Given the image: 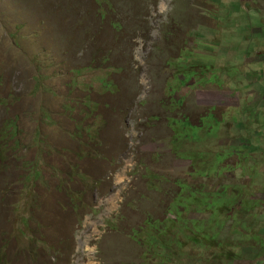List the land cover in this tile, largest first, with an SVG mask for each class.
<instances>
[{"label":"rangeland","instance_id":"374dc122","mask_svg":"<svg viewBox=\"0 0 264 264\" xmlns=\"http://www.w3.org/2000/svg\"><path fill=\"white\" fill-rule=\"evenodd\" d=\"M0 264H264V0H0Z\"/></svg>","mask_w":264,"mask_h":264}]
</instances>
